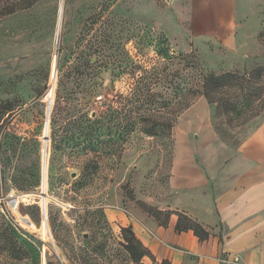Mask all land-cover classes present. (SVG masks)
Returning a JSON list of instances; mask_svg holds the SVG:
<instances>
[{
    "label": "rangeland",
    "instance_id": "374dc122",
    "mask_svg": "<svg viewBox=\"0 0 264 264\" xmlns=\"http://www.w3.org/2000/svg\"><path fill=\"white\" fill-rule=\"evenodd\" d=\"M227 6L225 33L193 24L189 0H36L0 18V264H159L131 261L121 227L264 120V98L202 94L207 74L264 64V0Z\"/></svg>",
    "mask_w": 264,
    "mask_h": 264
},
{
    "label": "crops",
    "instance_id": "0c3cea01",
    "mask_svg": "<svg viewBox=\"0 0 264 264\" xmlns=\"http://www.w3.org/2000/svg\"><path fill=\"white\" fill-rule=\"evenodd\" d=\"M227 3L189 0L193 24L200 20L209 33H225ZM216 149L177 175L175 193L161 207L172 211L166 225L146 214L130 218L135 236L155 262L228 264L223 260L237 256L241 264H264V120L238 146ZM176 212L205 226L209 237L200 240L191 229L176 231Z\"/></svg>",
    "mask_w": 264,
    "mask_h": 264
},
{
    "label": "trees",
    "instance_id": "16d2710c",
    "mask_svg": "<svg viewBox=\"0 0 264 264\" xmlns=\"http://www.w3.org/2000/svg\"><path fill=\"white\" fill-rule=\"evenodd\" d=\"M36 0H0V18L2 16L12 14L17 12V10L29 8ZM259 36L264 35V29L260 31ZM264 76V64L252 69L245 74L239 75L235 72H225L221 74H207L203 77L202 84V94L207 97L209 100H213L212 95L216 93H223L224 96L227 93L229 97L226 98H218L219 105L221 107H231V109L237 108L238 105L245 106L246 109H253L257 102L263 100L264 96L261 95L262 88H256L254 86L257 83V80H260L261 77ZM227 103L230 105L226 106ZM229 109V108H228ZM144 119H141L143 121ZM96 131H92L87 133L89 136V142H92L96 139ZM89 143V144H90ZM90 146V145H89ZM91 163V168L94 170L97 168L98 161L96 159H91L89 161ZM127 186V185H126ZM142 208L146 210L149 215H152L156 220L159 219L163 225H166L168 222V218L172 211L157 209L145 203L141 204ZM178 215V221L175 225V230L186 231L191 229L194 234L198 236L200 240H205L209 237V230L204 226H202L199 222L188 217L182 212H176ZM121 231L124 236V240L122 243V247L124 251L127 252L129 259L135 263L139 262L145 255L153 257L150 251L147 249L145 245L141 243V241L135 236L131 226L129 227H121ZM11 244L13 249V244L15 240L11 237ZM159 264H170L167 260H161Z\"/></svg>",
    "mask_w": 264,
    "mask_h": 264
},
{
    "label": "built area",
    "instance_id": "2783aa9c",
    "mask_svg": "<svg viewBox=\"0 0 264 264\" xmlns=\"http://www.w3.org/2000/svg\"><path fill=\"white\" fill-rule=\"evenodd\" d=\"M223 261H225L226 263H228V264H241V263H239V258L236 256V257H232V258H227V259H225V260H223Z\"/></svg>",
    "mask_w": 264,
    "mask_h": 264
},
{
    "label": "water",
    "instance_id": "95a60500",
    "mask_svg": "<svg viewBox=\"0 0 264 264\" xmlns=\"http://www.w3.org/2000/svg\"><path fill=\"white\" fill-rule=\"evenodd\" d=\"M60 10L62 11V5L60 6Z\"/></svg>",
    "mask_w": 264,
    "mask_h": 264
},
{
    "label": "bare ground",
    "instance_id": "6f19581e",
    "mask_svg": "<svg viewBox=\"0 0 264 264\" xmlns=\"http://www.w3.org/2000/svg\"><path fill=\"white\" fill-rule=\"evenodd\" d=\"M61 5H62V3H61ZM59 10H60V8H59ZM59 25V24H58Z\"/></svg>",
    "mask_w": 264,
    "mask_h": 264
}]
</instances>
